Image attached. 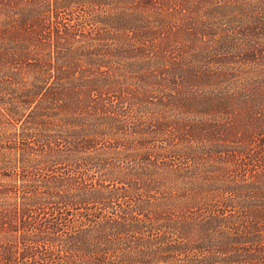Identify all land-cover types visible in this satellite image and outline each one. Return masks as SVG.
Segmentation results:
<instances>
[{
	"label": "rangeland",
	"instance_id": "rangeland-1",
	"mask_svg": "<svg viewBox=\"0 0 264 264\" xmlns=\"http://www.w3.org/2000/svg\"><path fill=\"white\" fill-rule=\"evenodd\" d=\"M176 1L183 7L180 31L166 40L174 49L154 58L142 46L145 17L128 13V61L120 66L105 57L101 68L94 66L102 75L92 80L98 88L84 93L86 109L79 118L48 125L46 107L33 104L22 109L13 125H4L17 133L16 144H9L13 135L3 137L6 127L0 125V150L10 167L0 170V264L4 258L10 264L32 262L22 260L20 250L15 263L6 247L21 242L35 215L48 221L54 213L50 203L66 200L51 194L66 189L55 180L66 174L83 183L70 186L81 214L93 215L98 223L106 219L104 232L123 229L107 219L128 213V218L144 220L152 214L144 226L128 221V241L121 248H128L124 264H264V154L253 132L260 126V114L246 109L238 95L232 103L248 78L255 84L264 77V55L257 56L262 74L257 78L256 71L251 81V53L228 48L242 44L244 37L253 44L255 33L236 26L243 9L250 16L258 14L245 7L253 0H220L222 5L215 0ZM256 21L253 17L251 28L260 45L264 36ZM55 76L48 84L66 83L68 90L61 91L65 95H77L71 90L86 84L59 82ZM29 83L20 85L27 88ZM89 94L94 97L91 110ZM19 206L31 212V222L15 213ZM152 222L163 232L173 228L179 234L149 242L148 237L139 240L137 233V239L131 237L132 231L150 230ZM173 249L183 252L167 253Z\"/></svg>",
	"mask_w": 264,
	"mask_h": 264
},
{
	"label": "trees",
	"instance_id": "trees-1",
	"mask_svg": "<svg viewBox=\"0 0 264 264\" xmlns=\"http://www.w3.org/2000/svg\"><path fill=\"white\" fill-rule=\"evenodd\" d=\"M215 1L223 4L220 0ZM176 3V0H0V125L3 124V128L6 127L4 125H13L22 117V109L26 110L33 104L38 108L46 107V117L51 121L48 125L58 126L69 116L79 118L86 109L83 107L84 93L94 92L98 88L93 86L92 80L96 75H102V71L95 68H101L99 62L103 60L102 58L118 60L115 64L120 66L121 61H128V23L132 26L128 21V13L145 17V23L141 27V29L145 27L146 33L142 46L154 58L160 52L174 49L173 45L167 46L169 43L166 40L168 35H177L180 31L178 13L183 7ZM253 3L247 1L245 7H252L258 16L255 13L250 16L251 11L243 9L239 12H243V20L236 26L246 33H255L253 44L244 37L242 44L228 45V48L243 50L253 56V60L247 63L251 81L256 71L257 78L262 74L258 69H261V63L257 56L264 55V41L259 45L255 40L257 31L251 28L255 25L252 22V18L255 17L257 19L255 23L258 24L256 30L262 31L264 36V0H253ZM232 6L233 4H230L229 8ZM103 52L107 55H103ZM222 52L221 48L218 55ZM55 74L60 76L59 82L74 79L84 80L86 84L75 87L74 91L71 90L77 95L71 93L65 95L61 91L68 90L66 83L54 86L48 84L56 79ZM30 80L33 82L29 83ZM28 83L30 86L27 88L21 86ZM21 89L25 94L19 97L17 92ZM237 95L243 99L242 105L246 109L253 108L259 111L257 113L260 114V126L253 132L261 153L264 154V77H259L255 84H251L248 78L242 89L234 92L232 103ZM92 96L89 94L91 104L87 110L94 109ZM38 108L34 109L35 112ZM8 131V127L3 130V137L7 139L13 135L12 131L9 133ZM22 137H26V140L29 135ZM17 138V133H14L9 144L12 142L16 144ZM1 148L0 170L8 169L10 168L6 166L8 163L3 161L7 157L5 152L3 153V147ZM55 180L66 184V189L64 191L57 189L51 192L52 196L56 199L64 196L66 200L50 203L51 207L54 205L52 217L47 221V217L40 220V216L35 215V222L30 224L29 229L24 230L21 242L6 247L15 263L19 251L22 250L26 255L24 254V258L21 259L32 260L23 264H76L78 261L80 264H124L122 256L125 251L127 254L128 248L124 250L121 248L122 242L128 241V221L144 226L146 221L152 219V214L144 215V220L139 216L128 218V213L119 219L116 217L107 219L113 221V224L119 223L123 229L114 234L104 232L101 230V224L106 222V219L98 223L92 220L93 215L84 216L81 214L82 205L74 200V191L70 186L74 184L81 186L83 183L69 174L58 176ZM20 211L21 206L16 208L15 213L23 215L26 222L32 221L31 212H26V209ZM160 222L159 220L157 225ZM152 224L154 225L151 229L147 228L144 233L132 231L131 237L137 239L135 236L137 233L141 235L139 240L148 237L146 240L149 242L156 241L159 236L172 237L179 234L177 229L170 228L163 232L162 229L156 228L155 223ZM161 228L166 227L161 225ZM14 231L18 233L19 229ZM148 248L153 253L160 252L157 247ZM174 252L182 253L183 250L167 251ZM3 260L6 261L5 264L12 262L8 258Z\"/></svg>",
	"mask_w": 264,
	"mask_h": 264
}]
</instances>
